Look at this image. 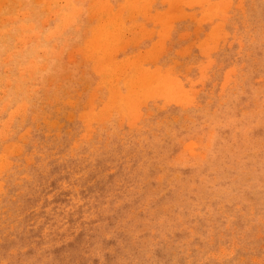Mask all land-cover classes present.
<instances>
[{
    "label": "rangeland",
    "instance_id": "rangeland-1",
    "mask_svg": "<svg viewBox=\"0 0 264 264\" xmlns=\"http://www.w3.org/2000/svg\"><path fill=\"white\" fill-rule=\"evenodd\" d=\"M50 1L0 0V264H264V0Z\"/></svg>",
    "mask_w": 264,
    "mask_h": 264
},
{
    "label": "bare ground",
    "instance_id": "bare-ground-1",
    "mask_svg": "<svg viewBox=\"0 0 264 264\" xmlns=\"http://www.w3.org/2000/svg\"><path fill=\"white\" fill-rule=\"evenodd\" d=\"M49 1H50V0H49ZM54 1H55V0H54ZM54 1H53V2H54ZM56 1H57V0H56ZM127 1H130V0H127ZM133 1H134V0H132V2H133ZM135 1H136V0H135ZM135 1H134V3H131V4L134 5V4H135ZM141 1H142V0H141ZM144 1H145V0H144ZM147 1H148V0H147ZM164 1H165V0H164ZM171 1H172V0H171ZM178 1H180V0H178ZM185 1L188 2L189 0H185ZM185 1H184V2H185ZM196 1H198V0H196ZM196 1L193 0V2H190V3L188 2L189 4H188L187 2H186V3H187L188 5H190L191 3L193 4V3L195 2L194 4H196ZM57 2H58V1H57ZM60 2H61V1H60ZM66 2H68V1L64 0V2H63V3H65V7H66V8H69V9L71 8V11H72V10H75V9H73L74 7H72L73 4H71V6L69 5L70 7H67V4L70 3V1H69L68 3H66ZM150 2H151V1H149V3H150ZM200 2H201V3H200ZM203 2H204V0H203ZM203 2L199 0V3H200L201 5H202ZM49 3L51 4L52 2L50 1ZM63 3H60V4H63ZM100 3H101V1H100ZM103 3H104L105 6H107V7H104V8L107 9V8H108V5H106V4L108 3L107 0H106V4H105V1H104V2L102 1L101 4H103ZM149 3H148V5H149ZM178 3H180V2H178ZM186 3H185V4H186ZM197 3H198V2H197ZM209 3H210V5H212V7L209 6L208 8H209V10H210V8H211V10H212V8H213V6H214L215 4H214V3L211 4V2H209ZM220 3H222V2L220 1ZM46 4H47V3H46ZM101 4H98V5H101ZM123 4H124V3H123ZM140 4H141V3H140ZM143 4L145 5V6L143 5V6H144L143 9H144L145 7H147V4H146L145 2H143ZM52 5H53V4H52ZM54 5H56V2H55ZM58 5H59V4H58ZM90 5H91V4H90ZM125 5H126V4H124L123 9L126 7ZM141 5H142V4H141ZM226 5H227V4H226ZM50 6H51V5H50ZM56 6H57V5H56ZM73 6H75V5H73ZM96 6H97V5H96ZM121 6H122V5H121ZM134 6H135V5H134ZM139 6H140V5H139ZM149 6H150V5H149ZM149 6H148V8H149ZM54 7H55V6H54ZM60 7H64V6H63V5H60ZM101 7H102V5L100 6V8H101ZM109 7H110V5H109ZM111 7H112V6H111ZM119 7H120V6H119ZM135 7H136V6H135ZM135 7H133V8H135ZM95 8H96V7H95ZM98 8H99V7H98ZM117 8H118V7H117ZM121 8H122V7H121ZM126 8H127V7H126ZM140 8H141V7H140ZM148 8H147V9H148ZM55 9H56V7H55ZM55 9H52L53 12H54ZM57 9H60V8H58V6H57ZM64 9H65V8H64ZM69 9H68V11H69ZM76 9H77V8H76ZM89 9H90V8H89ZM93 9H94V8H93ZM130 9H131V8H130ZM130 9H129V10H130ZM147 9H146V10H147ZM149 9H150V8H149ZM149 9H148V10H149ZM220 9H221V8H220ZM79 10H81V9L79 8ZM109 10H110V8H108L107 13H108ZM118 10H119V8H118ZM141 10H142V9H141ZM215 10H219V9H218V8H217V9L214 8V12H213V11H211V12H213V13L216 15L217 13L215 12ZM221 10H222V9H221ZM221 10H220V11H221ZM55 11H56V10H55ZM76 11H78V10H76ZM96 11H97V9L95 10V13H96ZM98 11H99V9H98ZM101 11H102V10H101ZM103 11H106V10L103 9ZM116 11H117V10H116ZM120 11L122 12V10H120ZM120 11H119V12H120ZM127 11H128V10H127ZM136 11H137V10H136ZM72 12H73V11H72ZM92 12H94V11H91V15L93 14ZM131 12H132V11H131ZM133 12H134V10H133ZM133 12H132V13L127 12L128 14H130V15H128V14H127V15H128V16H131V15L133 14ZM138 12H139V10H138ZM144 12H145V11H144ZM211 12H210V13H211ZM54 13L56 14V13H58V11H56V12H54ZM62 13H63V12H62ZM66 13H69V12H66ZM70 13H71V12H70ZM101 13H102V12H101ZM105 13H106V12H105ZM113 13H114V12H113ZM113 13H112V14H113ZM115 13H116V12H115ZM134 13H135V12H134ZM139 13H140V12H139ZM208 13H209V12H208ZM210 13H209V14H210ZM73 14H76V13L74 12V13L71 14L72 16L75 17L76 15H73ZM108 14H109V13H108ZM116 14H117V13H116ZM116 14H115V15H116ZM144 14H145V13H144ZM214 14H213V15H214ZM220 14H221V13H220ZM220 14H219V15H220ZM56 15H57V14H56ZM64 15H65V14H62V16H63L62 21H63V22H64L63 19H64V18H67V17H68V18H67L68 20L71 19L69 22H71L72 20H75V19H72L71 17L67 16V14H66L65 16H64ZM91 15L89 16V18L91 17ZM101 15H102V14H101ZM101 15H99L98 17H100ZM146 15H147V12H146ZM148 15H150V14L148 13ZM148 15H147V16H148ZM22 16H23V15H22ZM57 16H59V15H57ZM105 16H106V14H105ZM112 16H113V15H112ZM118 16H119V15H118ZM128 16H127V18H128ZM133 16H135V14H134ZM133 16H132V17H133ZM144 16H145V15H144ZM207 16H209V15L207 14V15H206V18H207ZM221 16H222V15H221ZM60 17H61V16H60ZM116 17H117V16H116ZM132 17H131V18H132ZM211 17H213V16H211ZM211 17H210V18H211ZM109 18H110V17H109ZM111 18H112V19H115V18H113V17H111ZM118 18H121V17H118ZM131 18H128V19H131ZM162 18H164V16L161 17V18H159V20L162 19ZM112 19H111V20H112ZM208 19H209V18H208ZM106 20H108V19L106 18ZM109 20H110V19H109ZM111 20H110V21H111ZM118 20H119V19H118ZM164 20H165V19H162L161 22H164ZM166 20H167V18H166ZM59 21H60V20H59ZM62 21H61V22H62ZM98 21H99V20H98ZM101 21H103V18H102ZM112 21H113V20H112ZM116 21H117V20H116ZM116 21H115V23H116ZM121 21H122V20L120 19L119 22L122 23ZM66 22H68V21L66 20L64 23H66ZM104 22H105V21H104ZM119 22H118V23H119ZM58 23H59V22H58ZM58 23H57V25H58ZM64 23H63V24H64ZM73 23H74V22H73ZM111 23H112V22H111ZM115 23H114V25H116ZM120 23H119V24H120ZM164 23H165V22H164ZM60 24H61V23H60ZM63 24H62V25H63ZM66 24H68V23H66ZM66 24L64 25V27L67 26ZM99 24H103V22H102V23H99ZM122 24H123V23H122ZM134 24H135V23H134ZM24 25L26 26V24H24ZM30 25H31V23H30ZM57 25H55V28L57 27V28L59 29L61 25H60L59 27H58ZM97 25H98V24H97ZM107 25H108V24H107ZM117 25H118V24H117ZM132 25H133V24H132ZM139 25H140V24H139ZM220 25L222 26V24H220ZM101 26H102V27L105 26V23H104V25H101ZM101 26H99L100 29H101ZM108 26H109V25H108ZM108 26H107V27H108ZM121 26H122V25H120V28H121ZM130 26H131V25H130ZM213 26L215 27V25H213ZM64 27H63V28H64ZM114 27H115V26H114ZM122 27H123V26H122ZM127 27H128V26H127ZM134 27H135V26H133V28H131V29H134ZM141 27H142V26H141ZM166 27H167V26H166ZM219 27H220V26H219ZM22 28H23V24H22ZM65 28H66V27H65ZM97 28H98V27H97ZM105 28H106V27H105ZM105 28H104V29H105ZM110 28H111V27H110ZM117 28H118V27H117ZM117 28H116V30H117ZM163 28H165V27H163ZM163 28H162V29H163ZM167 28H168V27H167ZM167 28H166V29H167ZM212 28H213V27H212ZM217 28H218V27L213 28V29H214V32L217 30ZM93 29H94V28H93ZM104 29H103V30H104ZM108 29H109V28H108ZM108 29H107V30H108ZM121 29H122V28H121ZM121 29H120V32H119V33H121L122 30H124V32L126 31L125 29H122V30H121ZM55 30H56V29H55ZM109 30H110V29H109ZM116 30H115V31H116ZM147 30H148V29H147ZM167 30H168V29H167ZM211 30H212V29H211ZM219 30H220V28H219ZM52 31H53V33H54V29H53ZM52 31H50V32L52 33ZM56 31H57V32H62V29H61V31H60V30H56ZM93 31H94V30H93ZM96 31H98V30H96ZM101 31H102V30H101ZM101 31H100V32H101ZM111 31H112V33H113V30H111ZM118 31H119V30H118ZM127 31H128V30H127ZM165 31H166V30H165ZM212 31H213V30H212ZM212 31H211V32H212ZM50 32H49V33H50ZM100 32H99V37H98V38H101V37H102V36L100 35ZM109 32H110V31H109ZM122 32H123V31H122ZM152 32H154V31H152ZM159 32H160V30H159ZM214 32H212V33H214ZM49 33H48V34H49ZM92 33H93V32H92ZM96 33L98 34V32H96ZM96 33L94 32V34H96ZM112 33H109V35L112 34ZM115 33H116V32L113 33V36L115 35ZM119 33H117V34H119ZM162 33H164V31H163ZM212 33H210V34H212ZM215 33H216V32H215ZM215 33H214V34H215ZM126 34H127V33H126ZM210 34H209V35H210ZM214 34H213V35H214ZM28 35H29V34H28ZM28 35H27V36H28ZM102 35H103V33H102ZM104 35H105V34H104ZM104 35H103V36H104ZM120 35H121L122 37L120 36L119 38H121V39L124 38L123 35H122V33H121ZM216 35L218 36V33H217ZM31 36H33V34H31ZM31 36H28V37H29V40H30V37H31ZM36 36H37V35H35L34 37H36ZM100 36H101V37H100ZM105 36H107V33H106ZM113 36H112V37L109 36V38H110V37L113 38ZM116 36H117V35H116ZM118 36H119V35H118ZM118 36H117V37H118ZM126 36H128V35H126ZM210 36H211V35H210ZM34 37H33V38H34ZM91 37L94 38L93 34H92ZM91 37H90V39H91ZM95 37H96L95 42L100 41V40L97 41V36H95ZM139 37H140V36H139ZM142 37H143V35H142ZM211 37H212V36H211ZM31 38H32V37H31ZM46 38H49V36H48V37L46 36ZM109 38H108V40H110ZM114 38H115V36H114ZM217 38H218V37H217ZM217 38H216V39H217ZM116 39H117V38H116ZM116 39H115V41H116ZM124 39H125V38H124ZM126 39H127V38H126ZM208 39H213V37H212V38H208ZM104 40H107V39H104ZM217 40H218V39H217ZM217 40H216V41H217ZM88 41H89V39H88ZM93 41H94V40L92 39V43H93ZM110 41L113 42L114 40H110ZM207 41H209V40H207ZM103 42H104V41H102L101 44L104 45ZM112 42H111V43H112ZM124 42H125V40H124ZM124 42H123V44H124ZM129 42H130V41H129ZM205 42H206V40H205ZM89 43H91V41H90ZM98 43H99V42H98ZM117 43H118V42H117ZM119 43H120V42H119ZM121 43H122V41H121ZM206 43H207V42H206ZM87 44H88V42H87ZM93 44H94V43H93ZM93 44H92V45H93ZM112 44H113V43H112ZM112 44H111V45H112ZM115 44H116V43H115ZM203 44H204V43H203ZM54 45H55V44H54ZM89 45H90V44H89ZM89 45H88V49H89L90 51H92V50L89 48L91 45H90V46H89ZM96 45H97V44H96ZM108 45H109V43H108ZM111 45H110V46H111ZM119 45H121V44H119ZM215 45H217V44L215 43ZM215 45L213 44L214 47H215ZM94 46H95V44H94ZM100 46H101V45H100ZM115 46H116V45H115ZM207 46H208V45H207ZM22 47H23V46H22ZM96 47H97V46H96ZM106 47H107V46H106ZM106 47H105V48H106ZM151 47H152V46H151ZM156 47H157V46H156ZM210 47H211V48H214V47H212V46H209L208 48H210ZM93 48H95V47H93ZM97 48H98V47H97ZM111 48H112V47H111ZM117 48H118V46H117ZM120 48H122V47H120ZM120 48H119V50H120ZM208 48H207V50H209ZM33 49H34V48H33ZM42 49H43V48H42ZM42 49H40V50H42ZM84 49L87 50V48H84ZM101 49H102V48H101ZM107 49L110 50L109 48H107ZM113 49H114V48H113ZM38 50H39V49H38ZM44 50H45V49H44ZM44 50H43V51H44ZM89 50H88V51H89ZM93 50H95V49H93ZM98 50H99V49H98ZM115 50H116V51H115ZM115 50H113L112 52L115 51L114 53L116 54L117 49H115ZM43 51H42V52H43ZM45 51H46V50H45ZM102 51H103V50H102ZM210 51H211V50H210ZM37 52H39V51H37ZM106 52H108V51L106 50ZM106 52H105V53H106ZM109 52H110V51H109ZM124 52H125V51H124ZM144 52H146V51H144ZM43 53H44V52H43ZM43 53H42V54H43ZM100 53H101V54H100ZM100 53H99V54L102 56V52H101V51H100ZM114 53H113V54H114ZM38 54H39V53H38ZM99 54H98V57L100 56ZM107 54H108V53H107ZM115 54H114V55H115ZM161 54H162V53H161ZM43 55L45 56V54H43ZM86 55H87V54H86ZM91 55H92V54H91ZM134 55H135V53H134ZM146 55H147V54H146ZM149 55H150V54H149ZM92 56H93V55H92ZM108 56H109V55H108ZM108 56H106L107 59L111 56V54H110L109 57H108ZM115 56H116V55H115ZM142 56H143V55H142ZM142 56H141V57H142ZM158 56H160V55H158ZM89 57H90V53H89V56H88L87 58H89ZM96 57H97V56H96ZM127 57H128V56H127ZM129 57H131V56H129ZM132 57H133V56H132ZM132 57L130 58L131 61H129V62L135 61V60L132 59ZM141 57H140V58H141ZM145 57H147V59H148V56H145ZM93 58L96 59L95 57H93ZM112 58H113V61H111V62H115V61L117 62V60L114 61V57H112ZM112 58H111V60H112ZM124 58H125V57H124ZM134 58H135V56H134ZM137 58H138V57H137ZM107 59L104 58L105 61H107ZM126 59H129V58H126ZM126 59H125V60H126ZM147 59H146V60H147ZM118 60H120V59H118ZM142 60H145V59H142ZM142 60H140V61H142ZM99 61H101V58H100V60H98V62H99ZM136 61H137V60H136ZM147 61H148V60H147ZM32 62H33V61H32ZM35 62H36V61H35ZM94 62H97V60H96V61L94 60L93 63H94ZM111 62H110V63H111ZM129 62H128V63H129ZM101 63L103 64V63H106V62L103 61V62H101ZM118 63H120V61H118ZM35 64H36V63H34L33 65L29 66V69H30V67H33V66L35 67ZM97 64H98V63H96L95 65H97ZM102 64H101V65L98 64V65H100L99 69H98V66H97V67L95 66V67H96L99 71H101L100 69H101V67H102ZM112 64H113V63H112ZM114 64H115V63H114ZM126 64H127V63H126ZM131 64H132V63H131ZM131 64H129V65H131ZM136 64H137V63H136ZM139 64H140V63H138V65H139ZM93 65H94V64H93ZM117 65H118V64H117ZM129 65H128V67H130ZM104 66L106 67V65H104ZM112 66H113V65H112ZM115 66H116V65H115ZM124 66L126 67V65H124ZM136 66H137V65H136ZM139 66H140V65H139ZM139 66H138L137 68L146 69V68L143 67V66H142V67H139ZM173 66H174V65H173ZM34 67H33V68H34ZM107 67H108V66H107ZM121 67H122V66H121ZM33 68H32V69H33ZM96 68H95V69H96ZM116 68H117V67H116ZM134 68H135V67H134ZM166 68H167V67H166ZM166 68H165V69H166ZM169 68H170V67H169ZM35 69H36V68H34V71H35ZM97 69H96V70H97ZM103 69H104V68H103ZM112 69H113V68H112ZM122 69H123V68H122ZM127 69H128V68H127ZM130 69H131V68H130ZM158 69H160V68H158ZM158 69H157L156 71H158ZM165 69H164V71H165L166 73H165V72H162V73H163V74L165 73V75H167V70H165ZM167 69H168V68H167ZM109 70H110V69H109ZM114 70H115V69H114ZM119 70H120V69H119ZM124 70H126V68H125ZM124 70H123V72H125ZM131 70H132V69H131ZM134 70H135V69H134ZM139 70H140V69H139ZM99 71H98V72H99ZM105 71H106V68H105ZM121 71H122V70H121ZM137 71H138V70H137ZM137 71H136V72H137ZM148 71H149V69H147V72H148ZM152 71L154 72L153 69H152ZM114 72H115V71H114ZM118 72H119V71H118ZM136 72H135V75L138 73V72H137V73H136ZM147 72H146V73H147ZM149 72H151V71H149ZM172 72H173V71H172ZM116 73H117V72H116ZM121 73H122V72H121ZM126 73H127V72H126ZM132 73H133V72H132ZM141 73H143V70L141 71ZM141 73H140V74H141ZM146 73H145V74H146ZM102 74H103V73H102ZM108 74H109V72H108ZM138 74H139V73H138ZM147 74H148V73H147ZM147 74H146V75H147ZM156 74H157V73H156ZM158 74H160V73L158 72ZM158 74H157V75H158ZM163 74H162V75H163ZM103 75H104V74H103ZM103 75H102V77H103ZM115 75L118 76V75H120V73H119L118 75H117V74H114V76H115ZM129 75H130V74H129ZM129 75H127V76H129ZM131 75H132V74H131ZM146 75H144V76L147 77V76H149V75H152V72H151V74L149 73L147 76H146ZM162 75H160V76H158V77H161ZM165 75H164V76H165ZM108 76H109V75H107V77H108ZM111 76H112V75H111ZM111 76H110V78H112ZM120 76H121V75H120ZM120 76H119V77H120ZM127 76H126V77H127ZM138 76H139V75H138ZM138 76H137V77H138ZM144 76H143V77H144ZM154 76H156V75L154 74ZM164 76H162V77H163V78H162V79H163V80H162V83H163V81H164ZM167 76H168V75H167ZM124 77H125V76H124ZM131 77H133V76H130L129 78H131ZM139 77H140V79H141V75H140ZM165 77H166V76H165ZM168 77H169V76H168ZM170 77H172V79H175V78H174L173 76H171V75H170ZM104 78H105V80H106V77H104ZM104 78H103V79H104ZM117 78H118V77L115 78V81H116ZM129 78H128V79H129ZM135 78H136V77H135ZM151 78H152V77H151ZM156 78H157V77H156ZM156 78L153 77L151 80H156ZM125 79H126V78H125ZM133 79H134V77H133ZM136 79H137V78H136ZM159 79H160V78H159ZM167 79H170V78H167ZM176 79H178V78H176ZM107 80H108V78H107ZM129 80H130V79H129ZM129 80H128V81H129ZM138 80H139V78H138ZM148 80H149V78H148L147 80H145L146 83H144L145 86H146L147 88H148V86H147L146 84L148 83V82H147ZM170 80H171V79H170ZM110 81H111V80H110ZM110 81H108V83H109ZM115 81L113 82V80H112L113 83H115ZM158 81H161V80H158ZM158 81H157V82H158ZM171 81H173V80H171ZM171 81H169V82H171ZM177 81H178V80H177ZM99 82H100V81H98L97 84H99ZM102 82H103V81H102ZM104 82H105V81H104ZM104 82H103V83H104ZM116 82H117V81H116ZM133 82H134V81H133ZM151 82H153V81H151ZM151 82H150L149 85H152ZM164 82H165V81H164ZM103 83H102V84L100 83V85H103ZM106 83H107V81H106ZM128 83H132V82H128ZM137 83H140V82H137ZM137 83H136V84H137ZM162 83H161V86H162V87H161L160 85H159L160 87L157 85L158 88H159V92H158V94H159L160 91H161L160 88H161V89H162V88L165 89V88L163 87ZM178 83H179V82H178ZM116 84H117V83H116ZM125 84H126V83H125ZM132 84H133V83H132ZM156 84H157V83H155V85H156ZM159 84H160V83H159ZM163 84H164V83H163ZM167 84H168V86H169V83H168V82H167ZM171 84H172V82H171ZM171 84H170V85H171ZM133 85H134V84H133ZM140 85L142 86L143 84H140ZM173 85H174V87H175L176 83L173 84ZM108 86H111V85L108 84ZM112 86H114V85H112ZM112 86H111V87H112ZM128 86H130V88L135 87V85H134L133 87H131V85H128ZM178 86H181V87H182V85H177V87H178ZM97 87H98V86H97ZM100 87H101V86H100ZM138 87H139V86H138ZM165 87H166V86H165ZM174 87H171V88H174ZM127 88H129V87H127ZM136 88H137V86H136ZM141 88H142V87H141ZM147 88H146V89H147ZM155 88H156V87L153 86V89H151L150 91L152 92L153 90H157V89H158V88H157V89H155ZM178 88H180V87H178ZM182 88H183V87H182ZM182 88H181L180 90H182ZM112 89H115L114 92H116V91L119 90L118 88H113V87H112ZM117 89H118V90H117ZM133 89L136 91L135 88H133ZM142 89H143V88H142ZM146 89L144 88V90H146ZM168 89H169V92H170V91H171V90H170V87H168ZM168 89L163 90V92H166V91L168 92ZM175 89L177 90V88H175ZM128 90H129V89H128ZM183 90H186V89H183ZM111 91H112V90H111ZM111 91H110V92H111ZM129 91H131V89H130ZM129 91L127 92V98L133 97V96H130V97L128 96ZM142 91H143V90H142ZM142 91H141V92H142ZM147 91H149V90H147ZM157 91H158V90H157ZM172 91H173V96H174V94L176 93V91H175V93H174V90H173V89H172ZM114 92H111V93H112V97H113V94H116V93H114ZM132 92H133V91H132ZM167 92H166V93H167ZM161 93H162V92H161ZM161 93H160V94H161ZM166 93H165V95H166ZM170 93H171V92H170ZM170 93H169V94H170ZM178 93H179V92L177 91V94H178ZM183 93H186V91H183ZM183 93H181V94H183ZM95 94H96V93H95ZM129 94H130V93H129ZM148 94H150V92H148L147 95H148ZM151 94H152V93H151ZM154 94H155V93L153 92V95H154ZM156 94H157V92H156ZM158 94H157L156 96H158ZM169 94L167 95L168 98H173V96L169 97ZM171 94H172V93H171ZM179 94H180V93H179ZM179 94H178V95H179ZM93 95H94V93H93ZM116 95H118V93H117ZM120 95H121V94H120ZM132 95H133V94H132ZM143 95H146V92H145ZM161 95L163 96V94H161ZM161 95H160V96H161ZM175 95H176V94H175ZM183 95H184V94H183ZM185 95H187L188 98H189V95H188V94H185ZM91 96H92V95H91ZM95 96H96V95H95ZM95 96H94V98H95ZM124 96H126V95H124ZM124 96H122V97H124ZM138 96L140 97V94H139ZM138 96H137L136 98H138ZM180 96H181V95H180ZM187 96H186V98H187ZM109 97H111V95H110ZM112 97H111L112 100H111V99H110V100H111V102H114V104H115L116 101H113V98H112ZM114 97H115V96H114ZM120 97H121V96H120ZM122 97H121V98H122ZM141 97H146V98H147V96H141ZM151 97H153V96H151ZM182 97H183V96H181V98H182ZM184 97H185V96H184ZM116 98H118V97H116ZM116 98H114V99H116ZM136 98H134L135 101H139V100H136ZM175 98H176V96H174L173 99H175ZM138 99H139V98H138ZM147 99H148V98H147ZM176 99H177V98H176ZM178 99H179V98H178ZM141 100H142V98H141ZM145 100H146V99L144 98V101H145ZM170 100H171V99H170ZM183 100H184V98H183ZM185 100H186V99H185ZM71 101H72V100H71ZM124 101H125V99H124ZM133 101H134V100H132V101L130 102V104H129V105H130V108H131V103H132ZM135 101H134V102H135ZM107 102H109V101H107ZM141 102H143V100H142ZM145 102H146V101H145ZM6 103H7V102H6ZM116 103H117V102H116ZM123 103H124V102H123ZM138 103H139V102H138ZM8 104H9V103H8ZM134 104H135V103H134ZM134 104H132V105H134ZM141 104H143V103H141ZM3 105H4V104H3ZM106 105H107V104H105V105L103 104L102 108H105ZM112 105H113V103H112ZM116 105H117V104H116ZM125 105H126V104H125ZM138 105H140V104H137V106H138ZM5 106H6V104L4 105V108H5ZM120 106H121V104H120ZM122 106H123V104H122ZM126 106H127V105H126ZM135 106H136V105H135ZM107 107H108V105H107ZM113 107H114V106H113ZM117 107H119V106H117ZM124 107H125V106H124ZM15 108H16V107H15ZM20 108H21V107H20ZM102 108H101V109H102ZM108 108H109V107H108ZM108 108H107V109H108ZM115 108H116V107H115ZM119 108H120V107H119ZM125 108H126V107H125ZM125 108L122 107V108H120V110H121V109H124V110L126 111ZM136 108H137V107H136ZM18 109H19V107H18ZM109 109H110V108H109ZM111 109H112V108H111ZM111 109H110L109 111H111ZM128 109H129V108H128ZM15 110H16V109H15ZM88 110H90V109H88ZM98 110H99V109H98ZM133 110H135L134 107H133L132 111H130V110H129V111L132 112V114H133V112L138 111V108H137V110H135V111H133ZM91 111H94V110H93V105H92ZM91 111H89V112H91ZM105 111H106V110L104 109V111H102L101 114H102L103 112H105ZM107 111H108V110H107ZM109 111H108V112H109ZM122 111H123V110H122ZM125 111H123L122 113L124 114ZM0 112H2L1 109H0ZM10 112L13 113V110L10 111ZM14 112H16V111H14ZM18 112H19V111H18ZM108 112H107V113H108ZM130 112H129V113H130ZM19 113H20V112H19ZM84 113H85V112H84ZM92 113H93V112H91V114H92ZM94 113H95V112H94ZM94 113L92 114V116H94V115L97 114V112H96V114H94ZM109 113H110V112H109ZM136 113H137V112H136ZM136 113H135V114H136ZM15 114H16V113H15ZM105 114H106V112H105ZM123 114H122L121 116H123ZM12 115H14V114H12ZM80 115H81V113H80ZM84 115H86V113H85ZM88 115L90 116V114H88ZM102 115H103V116H100L101 118L104 117V114H102ZM106 115H107V114H106ZM133 115H134V114H133ZM89 116H88V119H90ZM97 116L99 117L98 114H97ZM109 116H110V114H109ZM128 116H129V115H128ZM10 117H11V114H10ZM82 117H83V115H82ZM86 117H87V115H86ZM106 117H107V116H106ZM131 117H133V116H131ZM131 117H130V118H131ZM12 118H13V117H12ZM12 118H11V119H12ZM91 118H92V117H91ZM96 118H97V117H95L94 119H96ZM101 118H97V119H101ZM7 119H8V117H7ZM92 119H93V118H92ZM92 119H91V120H92ZM8 120H10V118H9ZM86 120H87V119H86ZM86 120H85V121H86ZM4 121H5V119L3 120V122H4ZM11 121H12V120H11ZM130 121H131V120H130ZM3 122H2V123H3ZM0 123H1V122H0ZM5 123H6V121H5ZM9 124H10V121H9ZM9 124H8V122H7V124H4V125H6L5 127H7V125H9ZM4 125L2 124V127H3ZM89 128H90V127H89ZM7 129H8V127H7ZM2 130H3V132H4V131L6 130V128H5V130H4V127H3ZM2 130H1V131H2ZM1 131H0V133H1ZM3 132H2V133H3ZM5 132H6V131H5ZM5 132H4V134H5ZM2 133H1V134H2ZM89 136H90V135H89ZM2 137H4V136L2 135ZM0 138H1V137H0ZM12 143H13V142H12ZM10 152H12V151L10 150ZM1 159H2V158H1ZM1 159H0V160H1ZM2 163H3V161H2ZM2 163H0V164H2ZM3 165H4V164H3ZM4 167H5V165H4Z\"/></svg>",
    "mask_w": 264,
    "mask_h": 264
}]
</instances>
